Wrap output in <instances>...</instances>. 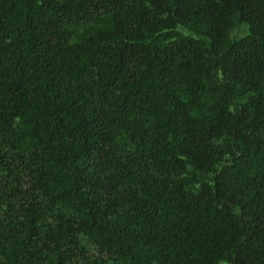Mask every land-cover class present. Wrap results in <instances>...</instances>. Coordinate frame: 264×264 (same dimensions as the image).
Here are the masks:
<instances>
[{"label":"trees","instance_id":"16d2710c","mask_svg":"<svg viewBox=\"0 0 264 264\" xmlns=\"http://www.w3.org/2000/svg\"><path fill=\"white\" fill-rule=\"evenodd\" d=\"M0 264H264V0H0Z\"/></svg>","mask_w":264,"mask_h":264}]
</instances>
